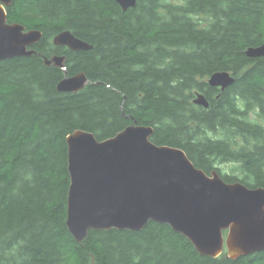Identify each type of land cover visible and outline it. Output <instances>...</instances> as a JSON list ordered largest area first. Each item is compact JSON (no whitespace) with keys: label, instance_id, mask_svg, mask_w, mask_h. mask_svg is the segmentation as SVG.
I'll use <instances>...</instances> for the list:
<instances>
[{"label":"trees","instance_id":"1","mask_svg":"<svg viewBox=\"0 0 264 264\" xmlns=\"http://www.w3.org/2000/svg\"><path fill=\"white\" fill-rule=\"evenodd\" d=\"M6 13L42 37L40 55L0 61V264H264V250L201 255L155 221L91 229L81 242L65 223L76 129L102 140L136 121L206 173L264 187V56L244 52L264 42V0H137L125 11L114 0H12ZM65 29L92 47L54 45ZM41 55H64L67 74L89 82L58 91L64 71ZM221 70L235 78L224 90L207 82ZM196 92L208 107L192 102Z\"/></svg>","mask_w":264,"mask_h":264},{"label":"water","instance_id":"2","mask_svg":"<svg viewBox=\"0 0 264 264\" xmlns=\"http://www.w3.org/2000/svg\"><path fill=\"white\" fill-rule=\"evenodd\" d=\"M114 1L125 11L137 0ZM11 2L0 0V61L40 55L32 46L42 31L8 22L6 7ZM52 42L73 51L92 47L68 29L55 34ZM244 52L250 58L264 56V42ZM41 56L45 65L64 71L58 91L77 92L89 82L84 72L67 74L64 55ZM234 80L231 72L221 70L207 82L224 90ZM193 102L208 107L201 93ZM152 133V126L134 121L102 140L82 129L66 136L65 223L73 238L81 242L91 229L140 231L155 221L182 234L201 255L217 257L225 250L235 259L264 250V187L226 182L216 170L206 173L183 149L154 143Z\"/></svg>","mask_w":264,"mask_h":264},{"label":"rangeland","instance_id":"3","mask_svg":"<svg viewBox=\"0 0 264 264\" xmlns=\"http://www.w3.org/2000/svg\"><path fill=\"white\" fill-rule=\"evenodd\" d=\"M220 166H221V170H222V172L228 173V172L230 171V169H229L230 164H229V163L222 164V165H220Z\"/></svg>","mask_w":264,"mask_h":264},{"label":"clouds","instance_id":"4","mask_svg":"<svg viewBox=\"0 0 264 264\" xmlns=\"http://www.w3.org/2000/svg\"><path fill=\"white\" fill-rule=\"evenodd\" d=\"M237 106L238 107H240V108H242L243 107V101H241V100H237Z\"/></svg>","mask_w":264,"mask_h":264},{"label":"bare ground","instance_id":"5","mask_svg":"<svg viewBox=\"0 0 264 264\" xmlns=\"http://www.w3.org/2000/svg\"><path fill=\"white\" fill-rule=\"evenodd\" d=\"M89 44H90V43H89ZM256 46H257V45H256ZM248 47H249V46H248ZM218 87H219V86H218ZM196 93H201V92H196ZM196 93H195V94H196ZM195 94H194V97H195ZM201 94H203V93H201ZM203 95H204V94H203ZM194 97H193V98H194ZM204 97H205V96H204ZM205 98H206V97H205ZM207 101H208V100H207ZM192 102H193V99H192ZM193 103H194V102H193ZM208 105H209V102H208ZM140 125H142V124H140Z\"/></svg>","mask_w":264,"mask_h":264}]
</instances>
